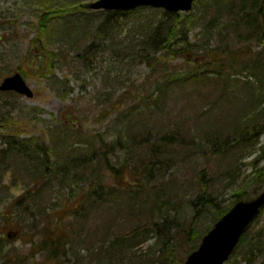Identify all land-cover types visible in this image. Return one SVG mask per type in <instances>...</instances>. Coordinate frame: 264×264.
<instances>
[{"label":"rangeland","instance_id":"obj_1","mask_svg":"<svg viewBox=\"0 0 264 264\" xmlns=\"http://www.w3.org/2000/svg\"><path fill=\"white\" fill-rule=\"evenodd\" d=\"M93 1L0 0V81L20 67L33 91L31 98L0 91V160L10 148L18 154L3 157L0 165V170L7 168L0 174V264H178L191 251L185 253L176 242L179 258L166 256L155 223L167 219L184 225L190 220L202 232L212 227L208 211L194 213L197 172L203 169L207 194L222 205L235 199L233 193L249 199L264 188L262 181L253 184L255 168L264 167V126L251 139L252 146L235 143L236 126L264 110V99L248 105L249 90L242 86L251 82L259 90L258 81H264V72L243 60L246 47L254 54L260 51L264 67V40L235 23L247 19L245 14L238 19L242 13L235 16L243 0H220L215 6L214 0H195L189 11L175 13L139 7L109 18L105 10L86 7ZM45 11L51 17L43 42L39 22ZM212 12L217 18L207 26ZM170 14L175 51L149 65L135 51ZM225 54L237 56L233 66L222 64ZM223 87L229 95L220 94ZM68 121L76 128H65ZM167 131L176 138L170 139V162L147 185L159 203L150 212L149 195L129 194L112 183L100 147L106 144L114 166L127 168L148 157L145 137L162 139ZM73 154L82 159L70 166L66 158ZM41 163L46 174L37 178L44 183L35 192L31 173ZM91 181L96 189L92 197L84 193ZM55 219L67 234L63 255L50 261L43 257L40 241L49 242L44 227L49 230ZM9 229L20 231L18 240L3 239ZM127 231L132 239L123 238ZM259 231L264 239V207L224 264H264V250L253 251L251 262L244 253ZM35 249L39 252L31 258Z\"/></svg>","mask_w":264,"mask_h":264},{"label":"trees","instance_id":"obj_2","mask_svg":"<svg viewBox=\"0 0 264 264\" xmlns=\"http://www.w3.org/2000/svg\"><path fill=\"white\" fill-rule=\"evenodd\" d=\"M216 4L219 5L220 0H214L213 6H215ZM83 6L85 5L80 4L81 10H83ZM239 9L240 11L237 12L235 16L238 17V15L242 13V15L238 17V19H240L244 14L245 16H243V18H247V19L243 21L238 20V21H235V23L237 25L244 26L247 29H250L251 34H252L251 37L258 39L259 41H263L264 40V0H243ZM247 11L248 13H245ZM125 13L118 12V11H105L106 18H109L114 15H118V14H125ZM216 14H217L216 12H212L210 14V17L208 18V21H207V26H211L215 22L217 18ZM50 17L51 15L47 11H45L40 16L39 38L43 42L47 34L46 24L48 23ZM171 18L172 16L170 14L167 20H162L158 22V24L154 26L151 29V31H149V34L141 41V43L139 44L140 48L137 49V53L135 51V54L139 55L140 57H143L144 60H146L149 65H150V61L152 62V64H158L159 59L163 58L164 54H167V52L170 50L175 51V49L173 50L171 49V47L174 42L172 41V39L175 37L176 27H175V24L173 23L171 24L172 22ZM186 24H189L188 21ZM238 27L239 26H237V28ZM249 36H247V38ZM179 51L182 52L181 49ZM157 52H161L162 56L161 57L156 56ZM261 54L262 53L260 51L254 54L249 50V48L246 47L244 51L245 58H243V60L247 58L246 63L249 68L259 73L264 72V67L259 62L262 56ZM53 55L54 54L51 52L50 56H48L46 59L48 60L47 67H48L49 74L53 72V69H51V65L53 64V59H54L52 57ZM56 55L60 57L61 52L56 53ZM151 57H154V58H151ZM223 57L225 58L221 59L222 64L226 62L228 66H233L235 62L237 61V56L235 57L232 55L227 56V54H225V56ZM34 59L35 61H38V56L37 58L34 57ZM157 67H155V69ZM17 71L24 78L25 73L22 71L20 67L17 69ZM242 86L245 87V89L249 90V93L247 96L249 97L248 105L254 104L255 106H257L259 102H261L264 99V96L262 95V91H261V90H264V81H258V87L259 88L261 86L263 87V88H260L259 90H257L256 86H252L251 82H246L245 84H242ZM223 88H221L220 94H225L227 92V95H229L227 89L224 88L226 90L224 91ZM150 96L151 95L145 96V99L148 101L151 98ZM255 106L253 108H255ZM251 113L252 112H250V114ZM71 116L73 117L72 113H71ZM64 126L65 128H68V129L70 127L76 128L75 123L72 121L65 122ZM262 126H264V110L262 111L259 110L253 116L251 121L248 120L247 123L239 124L236 126V130H238L239 135H238V140L235 139V143L237 141H243V142L247 141L245 143H247L248 147L252 146L254 143H253V140L251 139L255 137V140H256V137L260 129L262 128ZM71 133L80 135V133L76 129H71ZM173 138H176L173 131H167L166 134L162 136V139H158V140L155 139L153 141H148V139L145 137L144 138L145 147L149 149L148 157L138 165L132 166L129 164L127 168L125 166L116 167L111 163L108 157V154H107V149L105 148L107 146L105 143H102L101 141L102 146L104 145V147L102 146L100 147L104 169L112 177V181H113L112 183L115 186H117L119 189L126 190L129 194L143 193L145 195H149L151 199V203L149 207L150 212L153 211L154 207H157L159 209V203H158V197L154 193L150 192V187L147 185L151 183V180L155 177L154 176L155 172H157V174H160L164 170V166H167V163L170 162V161H167L170 157H166V155L171 154L170 149H171L172 144L170 143V139H173ZM76 139L79 140V138H76ZM99 139H102V138H99ZM56 144L57 143L55 142L54 145ZM241 146H245V145L242 143ZM212 151L216 152L215 150H212ZM16 153H17L16 150H12L10 148L8 154L5 155L4 152L1 154L2 155L1 160L3 159V157H7L9 154H16ZM239 154H241V151L239 152ZM262 156H264L263 151H262ZM78 157H80V160L82 159L81 155L73 154L71 156H68L66 160L68 164L72 166V165L77 164L76 158ZM1 160H0V165H1ZM45 167L46 165L42 163L39 164V169L36 165L33 166L34 172L31 173V175L34 178L31 179L30 181L31 182L33 181L32 182L33 185L36 186L34 189L35 192L38 191L37 186H39L40 183L41 184L44 183L42 180H40V183H39V179L37 178L39 177L43 178L45 176L46 174ZM6 169L7 168L0 170V174L4 173ZM27 170L28 168H25V171ZM202 172H203V169L197 172L195 175V178H196L195 186L198 189V192H197L196 198L192 202L194 213L196 214V216H198L199 214H202L203 212L208 211L211 214V220L215 222L221 215H223L230 208V206L235 201L245 199L246 196H244V193H241V192L233 193V196L235 199L228 205H222L217 198L211 197L209 194H207L206 187H205L206 186L205 180L203 178ZM261 181H262L261 185H264V167L259 168V169L255 168V176H254L253 184L256 186L257 185L259 186L260 184L258 182H261ZM99 182H100V179H99ZM29 187H32V186H29ZM99 187H104V185L100 184ZM94 188H95V183L91 181L90 185L88 186L87 190L84 193L87 196L92 197L94 193L96 192V189L93 190ZM24 195L25 196L30 195L29 191H27ZM26 199H29V198H26ZM155 226L156 228L159 227V229L162 230V233H163L162 244H163V248L167 252L166 256L173 257L174 259L179 258L175 252L176 242L182 246L183 251H185V253H188L198 246V242H200L202 234L206 232V231L202 232L200 230L198 231L194 227V225L190 222V220L186 222L184 225H179L177 222L163 219L162 222L155 223ZM134 229H137V227ZM44 232H46V234L43 233V235L45 234L49 242L46 243L45 241L41 240L40 241L41 248H43L44 246L49 249L48 259L52 261L53 259L58 258L60 255H63L62 253H64L61 250L63 246L65 245L67 227L57 222V220L55 219V221L52 224H50L49 230L47 227L46 228L44 227ZM245 235L246 234L241 236L240 240L238 241V244H237L238 247L246 238ZM122 236L123 238L132 239L131 238L132 236L129 231H127V233L123 232ZM172 240L174 241L173 243L171 242ZM261 250L262 251L264 250V239L262 238L261 231H259L254 237L252 236V238H250L249 243L247 244L246 249L244 250V253L248 257L252 254L253 251H258L260 253ZM184 260L185 259L181 257L178 264H182ZM247 260L248 262H251L249 257L247 258ZM32 264H38V263H32Z\"/></svg>","mask_w":264,"mask_h":264},{"label":"water","instance_id":"obj_3","mask_svg":"<svg viewBox=\"0 0 264 264\" xmlns=\"http://www.w3.org/2000/svg\"><path fill=\"white\" fill-rule=\"evenodd\" d=\"M193 0H95L88 7L92 10H130L139 6L162 8L167 12H185ZM0 91H13L27 98L33 91L16 72L0 82ZM264 205V189L254 198L239 200L226 211L205 233L183 264H224L234 250L241 235Z\"/></svg>","mask_w":264,"mask_h":264},{"label":"flooded vegetation","instance_id":"obj_4","mask_svg":"<svg viewBox=\"0 0 264 264\" xmlns=\"http://www.w3.org/2000/svg\"><path fill=\"white\" fill-rule=\"evenodd\" d=\"M21 198V197H20ZM22 199V198H21ZM23 202V200H22ZM29 209V207H28ZM20 234V231L17 229V230H13V229H9V230H5L4 231V234H3V239L4 240H18L17 238V235ZM33 243L30 242V245H32ZM39 251H37L35 249V254L34 252L31 254V258H34V255H36ZM42 252L44 253L43 257H46L48 256V248L47 247H44L42 248Z\"/></svg>","mask_w":264,"mask_h":264}]
</instances>
